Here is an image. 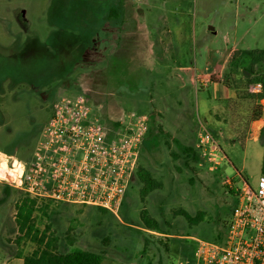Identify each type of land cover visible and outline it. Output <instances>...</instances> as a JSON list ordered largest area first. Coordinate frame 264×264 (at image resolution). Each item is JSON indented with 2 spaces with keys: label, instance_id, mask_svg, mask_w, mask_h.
I'll use <instances>...</instances> for the list:
<instances>
[{
  "label": "rangeland",
  "instance_id": "rangeland-1",
  "mask_svg": "<svg viewBox=\"0 0 264 264\" xmlns=\"http://www.w3.org/2000/svg\"><path fill=\"white\" fill-rule=\"evenodd\" d=\"M256 58L255 71L264 73V0H0V150L28 159L64 95L85 94L112 131H133V113L147 115L150 131L118 216L38 198L51 204L39 226L51 222L59 247L101 252L103 264H180L198 239L223 240L238 192L255 189L263 174L264 129L259 143L246 128L206 126L221 148L215 169L196 146L198 158L186 159L181 144L191 138L173 131L199 134L220 103L232 108L237 126L257 112L264 120V101L218 100L211 82L195 78L224 64L220 79L234 86L230 65L244 77ZM138 165L160 186L144 191ZM25 194L12 187L0 201V264L35 246L17 240ZM179 207L202 211L203 219L190 225Z\"/></svg>",
  "mask_w": 264,
  "mask_h": 264
},
{
  "label": "built area",
  "instance_id": "built-area-1",
  "mask_svg": "<svg viewBox=\"0 0 264 264\" xmlns=\"http://www.w3.org/2000/svg\"><path fill=\"white\" fill-rule=\"evenodd\" d=\"M261 89V83L249 86L250 92ZM132 116L133 131H112L85 94L61 96L28 159L0 150V180L34 197L96 205L118 216L128 206L127 189L148 132L147 115ZM201 127L196 147L215 169L220 144ZM238 198L224 239H198L193 257L180 264H264V173Z\"/></svg>",
  "mask_w": 264,
  "mask_h": 264
},
{
  "label": "trees",
  "instance_id": "trees-1",
  "mask_svg": "<svg viewBox=\"0 0 264 264\" xmlns=\"http://www.w3.org/2000/svg\"><path fill=\"white\" fill-rule=\"evenodd\" d=\"M34 40L38 41L37 39ZM235 53L236 51L233 52V56ZM257 59L258 58H256V60H254L251 64L249 75L245 72L243 73L244 77L236 76V66L232 67V65H230L231 69L229 74L233 75L232 80L234 86H227L237 89L238 97L242 99H252V101L264 100V73L255 71L253 67V65L258 63ZM233 61L234 60H232L231 63H233ZM254 83L262 84V89L259 92L249 91V86ZM258 110H260V107H258ZM251 116L253 118H260L262 116V112H260V114L257 112ZM149 132L150 131L147 132V135ZM183 150L187 155L192 156L194 160L196 159L197 153L194 151L192 146H186ZM144 169L145 168L138 165V169L136 170L137 174L139 173L141 180L145 184L144 191L159 187V182L155 180V178L146 169ZM262 173H264V154ZM3 186V194L0 196V201L6 200L10 194V190L12 189V186L8 184ZM99 208L110 212L106 208ZM50 209L51 204L49 202L46 201L40 203L38 197L31 196L28 193L22 195L17 203L16 221L20 232L17 240L20 242L22 240L30 239L35 244L34 248L29 253L19 255L23 258V264H103L104 255L101 252L85 249L79 246H71L64 249L59 247L58 237L54 233L51 222L45 223L42 228L38 223V215L49 218L51 213ZM177 213L183 216L190 225L201 221L204 215L202 211H199L197 214H191L182 207L177 209ZM148 225L151 228L158 226L152 222H149ZM218 239H220V237H218ZM70 241H72V238H70ZM193 255L194 252L191 253L189 257L192 258Z\"/></svg>",
  "mask_w": 264,
  "mask_h": 264
},
{
  "label": "crops",
  "instance_id": "crops-1",
  "mask_svg": "<svg viewBox=\"0 0 264 264\" xmlns=\"http://www.w3.org/2000/svg\"><path fill=\"white\" fill-rule=\"evenodd\" d=\"M233 54V53H232ZM231 54V55H232ZM225 68V65H216L215 68L213 70H209L208 72H199V74H195V78H199V81L201 83H203V85H208V83H212L214 85L215 88V98L218 100H236V102H239V105H241L242 103H244L243 101H246L245 99H242L240 97H238V92L237 89L233 88V87H226L224 85V82L220 79L223 73V69ZM216 74L217 75V79H212V75ZM228 88V89H226ZM227 92V93H226ZM264 100H262L261 102H263ZM256 102H260V101H256ZM220 107V111H216L214 112V114L210 115V117H205L203 118V122L202 123L204 126H208L210 124H214L215 127H217V130L214 129L213 131H220V133H223L224 131H237L238 128H242L239 131H243V128H246V131H252L251 136L253 135L254 140L256 142H261L260 141V132L264 129V120L260 117V118H253L251 116L250 120H248L247 118L244 119L245 120V124H241L239 126H237V124L232 121L234 120L231 117V112L230 111L232 108L229 107V105H225L223 103H220L218 105V108ZM218 113L221 116H218ZM176 135H180L182 137H186V136H190L191 138V143H184L181 144L182 148L184 149V147L186 146H194V149L196 148V142L198 139V135L199 134H194L192 131H173ZM145 142V141H144ZM199 151H197L198 153ZM200 154V153H199ZM197 154V158L198 155ZM191 159L193 158L192 156H187L186 159ZM194 159V158H193ZM2 264H23V258L20 257L18 255V253H15L14 255L8 256L4 261H2Z\"/></svg>",
  "mask_w": 264,
  "mask_h": 264
},
{
  "label": "water",
  "instance_id": "water-1",
  "mask_svg": "<svg viewBox=\"0 0 264 264\" xmlns=\"http://www.w3.org/2000/svg\"><path fill=\"white\" fill-rule=\"evenodd\" d=\"M244 72L247 73V74L249 73V71H244Z\"/></svg>",
  "mask_w": 264,
  "mask_h": 264
}]
</instances>
